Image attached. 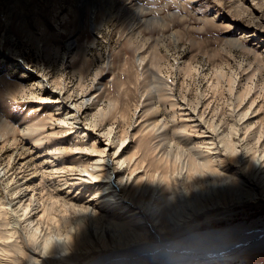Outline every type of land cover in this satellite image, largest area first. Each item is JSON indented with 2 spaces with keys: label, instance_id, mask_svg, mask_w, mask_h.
<instances>
[{
  "label": "rangeland",
  "instance_id": "obj_1",
  "mask_svg": "<svg viewBox=\"0 0 264 264\" xmlns=\"http://www.w3.org/2000/svg\"><path fill=\"white\" fill-rule=\"evenodd\" d=\"M35 1L41 4L40 1L43 0ZM68 2L66 0L64 6ZM95 2L96 0H92V5ZM135 2L147 8L144 16H139L140 19L159 16L168 21L169 25L162 29L159 25L142 20L145 23L141 21L140 27L133 28L137 22L130 25L111 20L93 29L91 25L83 23L85 17L80 19L66 12L67 10L62 9L61 14L55 11L46 14L39 8L37 17L40 20L37 28H34L31 14L27 15L23 9H0V64L1 58L6 55V49L18 58V61L5 58L0 67V135L3 137L0 139V167L7 169L9 164L0 178L1 232H9L11 226L4 215L3 205L11 196L6 189L12 187L15 181H20L25 174L39 170L29 149L31 138H21V129L26 128L27 124H42L44 120L47 122L45 126L48 130L44 134L48 137H43L47 142L42 149H37L42 153L56 146L59 149L74 146L81 139L73 131L82 130L83 124L96 119L99 121V129L106 131L107 128H112L114 137L120 139L128 136L123 155L135 160L136 164L132 163L129 167L136 168V174L140 177L155 169L159 174L171 169L166 161L158 159L160 148L163 149L167 140L169 143L164 146L166 151L173 149V145L174 149L178 145L185 149L192 144L202 146L208 142L203 136L213 137L217 141V133H225L245 110L250 114L244 120H249V126L264 128V0ZM89 4L91 6V2ZM255 5L261 6L257 8L258 12L252 9L256 8ZM57 6L58 4H54V10ZM248 7L254 12H251L252 15L249 14ZM170 13L176 14V17ZM6 28L9 40L3 41L1 37ZM29 28L37 35L38 43H32L26 38ZM131 30L137 34L132 43L129 33ZM171 32L177 35L176 40L169 36ZM53 34L56 37H52ZM48 36L50 40L45 43L44 39ZM68 38L75 43L70 51L65 48ZM233 40H239L242 46H236ZM142 43L144 47L138 52L137 48ZM155 45L157 50L153 49ZM57 49L59 53H56ZM9 52L6 56H10ZM138 55L144 57L141 64ZM11 62H19L20 65L13 66L10 65ZM26 65L45 73L55 85L61 84L65 102L89 99L81 105L83 113L79 115L80 127L75 126L73 131L65 132L58 127L57 122L50 125L47 119L58 111V106L38 98L41 88L32 84L31 76L22 73V67ZM240 107H243L242 110ZM99 110L103 111L100 116L97 114ZM62 116L64 117L63 114ZM201 121H204V127L198 125ZM195 123L196 126H190ZM209 123L219 129L212 131L208 127ZM159 124H163L164 128L154 129ZM181 125H186V128L183 129ZM52 126L56 128L51 129ZM181 132L187 137L181 136ZM159 133L163 135L160 136ZM95 136L92 132H87L84 137L89 147L95 142ZM163 137L166 140L162 142L163 145L159 144L160 148L153 150ZM102 141L105 143L104 138ZM63 156L66 164L75 162L81 165L78 169L91 163L90 154L86 152L81 154L82 161L84 160L82 163H78L79 153ZM57 159L60 160L61 156ZM212 168L214 169L213 165ZM44 175L42 181L36 179L34 187L41 193V203L43 207L49 208L51 216L59 208L55 203L51 204L50 200L53 199L50 195L63 197L68 188L59 185L61 181L56 174L53 179L47 173ZM74 193L69 192L67 196L71 197ZM88 193L89 191L74 199L82 203L88 198ZM243 212H237L233 219L248 221L264 215V207L246 206ZM47 217L44 216V222H47ZM38 240L37 236H27L26 243L22 235L16 238L14 252L17 264L36 257V253H32L28 247L39 245ZM61 251L52 249L48 255L55 254V257L48 258V263L43 261L41 264H83L98 256L95 253L76 256L70 254V251L71 257L68 253L62 257L58 254ZM222 264H264V254L246 257L243 262L234 260Z\"/></svg>",
  "mask_w": 264,
  "mask_h": 264
},
{
  "label": "bare ground",
  "instance_id": "obj_2",
  "mask_svg": "<svg viewBox=\"0 0 264 264\" xmlns=\"http://www.w3.org/2000/svg\"><path fill=\"white\" fill-rule=\"evenodd\" d=\"M65 1L43 0L40 4L35 0H0V9H23L27 15L31 14L34 28L39 24V8L46 14L52 11L61 14L62 9L67 10L66 12L80 19L85 17L83 23L91 25L93 29L111 20L130 25L137 22L133 28L140 27L142 20L159 25L162 29L169 25L168 21L159 16L140 19L139 16H144L147 8L135 0H96L95 5H92V0H69L67 6H64ZM54 4H58L55 10ZM260 7L258 5L252 9L257 11ZM248 9L251 14V8ZM171 15L176 17V14ZM64 19L65 14L62 17ZM30 28L26 32V38L32 43H38L37 35ZM8 32L6 28L1 37L3 41H7ZM129 33L132 43L137 34L133 30ZM171 33L169 36L176 40L177 35ZM52 37L56 35L53 34ZM48 38L49 36L44 39L45 43L50 40ZM233 43L242 46L239 40H233ZM74 44V40L68 38L66 50L70 51ZM143 47V43L140 44L137 51L141 52ZM153 49L157 50V45ZM7 52L8 49L4 54L8 55ZM12 53L9 52L10 56L3 55L0 67L5 58L18 61ZM56 53H59L58 49ZM143 60L144 57L138 55L139 64ZM18 64L20 65L19 62H11L10 65ZM22 73L31 76L32 84L41 88L39 99L51 101L58 106V111L47 119L50 125L57 122L58 127L65 132L73 131V127L81 125L78 122L79 115L83 113L81 105L89 99L65 102L63 86L55 85L45 73L27 65L22 67ZM242 108L240 107L241 110ZM102 112L99 110L97 114L100 116ZM248 113L246 110L241 112L238 120L230 124L225 133H217V141L213 137L203 136L204 140L208 139V142L202 144L205 149L193 144L188 149L179 145L174 149L170 142L173 149L166 151L168 140L163 137L157 145L155 143L153 150L160 148L159 144L163 145L162 142L166 141L165 147L160 148L158 159L166 161L171 169L160 174L155 169L143 177L136 174V168L129 167L135 160L123 155L128 136L120 139L114 137L113 129H99V121L96 119L83 124L82 130L73 131L81 139L74 146L64 149L56 146L42 153L37 149H42L47 142L44 140L48 137L44 134L48 130L45 126L47 122L44 120L42 124H27L26 128L21 129V138H31L29 149L39 170L25 174L20 181H15L12 187L6 189L11 196L3 205L4 215L11 226L9 232L0 231V264H17L14 241L21 235L26 243L27 236L39 238V245L28 247L32 253H36V257L21 264L48 263V258L55 257V254L48 255L52 249H61L58 254L62 257L70 251V254L76 256L98 254L83 264H222L234 260L243 262L246 257L264 254V215L248 221L233 219L237 212L243 214L246 206L264 207V128L249 126V120L244 121L249 118ZM192 124L190 126H196V123ZM199 124L204 127V121ZM209 124L212 131L219 129ZM181 127L185 129L186 125ZM54 128L56 126L51 129ZM155 128H164V125L159 124ZM87 132L96 135L95 142L90 147L84 140ZM180 135L186 136L183 132ZM2 138L0 135V139ZM85 152L90 154V164L88 162L79 169L81 165L75 162L66 164L63 155L79 153L78 163H82L84 160L82 161L81 154ZM35 154L37 155L34 156ZM59 156L60 160L57 159ZM7 169L0 167V178ZM45 173L51 179L56 174L61 181L59 185L68 188L63 197L50 195L53 199L50 200L51 204L55 203L59 208L51 216L49 208L43 207L41 203V193L34 187L36 179L42 181ZM88 191V198L84 202L79 203L74 199ZM169 191L171 193L168 195ZM69 192H75V195L69 197ZM44 216L52 220L47 217V222H44Z\"/></svg>",
  "mask_w": 264,
  "mask_h": 264
},
{
  "label": "snow or ice",
  "instance_id": "obj_3",
  "mask_svg": "<svg viewBox=\"0 0 264 264\" xmlns=\"http://www.w3.org/2000/svg\"><path fill=\"white\" fill-rule=\"evenodd\" d=\"M77 151H79V149H77Z\"/></svg>",
  "mask_w": 264,
  "mask_h": 264
}]
</instances>
